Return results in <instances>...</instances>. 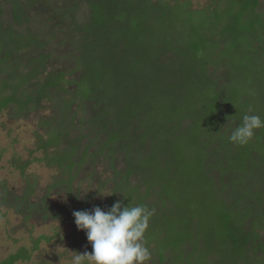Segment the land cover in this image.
I'll use <instances>...</instances> for the list:
<instances>
[{"label": "trees", "instance_id": "obj_1", "mask_svg": "<svg viewBox=\"0 0 264 264\" xmlns=\"http://www.w3.org/2000/svg\"><path fill=\"white\" fill-rule=\"evenodd\" d=\"M61 1L0 2V112L27 116L50 102L53 111L38 115L28 150L41 156L15 160L22 172L32 160L55 166L61 177L46 196L62 189L72 204L33 199L32 185L21 195L3 190L0 204L24 222L74 225L73 211H106L117 201L147 205L155 213L146 245L154 242L160 264H264V128L247 145L229 141L245 114L264 120L259 0H212L200 8L189 0H110L105 14L125 13V1L146 3L149 27L130 33L109 29L123 14L101 27L95 0H84V19L74 1ZM174 28L182 36L171 37ZM108 57V77L123 79L121 103L111 87H97L98 96L92 84L83 89L106 76L100 63ZM72 94L80 97L79 116L70 109ZM30 251L22 247L0 264L26 260Z\"/></svg>", "mask_w": 264, "mask_h": 264}, {"label": "rangeland", "instance_id": "obj_2", "mask_svg": "<svg viewBox=\"0 0 264 264\" xmlns=\"http://www.w3.org/2000/svg\"><path fill=\"white\" fill-rule=\"evenodd\" d=\"M2 0H0L1 2ZM65 1V0H64ZM75 4V10L79 15L80 19H84L83 16H87L89 13V7L86 1L84 0H72ZM110 0H95L94 3L100 8V26L103 27L106 25L107 21L112 19H117L118 16L122 15L125 19L124 22L120 21L113 24V26L118 28H109L115 30L116 32L121 31L122 29L127 32H131L133 28L141 27L146 25V28L149 27L150 19L146 16V3L142 4V8H136L134 2L125 1L124 3V12L116 8L112 13L105 14V10H109L111 4ZM156 1V0H152ZM167 1V0H164ZM170 1V0H169ZM174 1V0H172ZM183 1V0H181ZM191 8H200L204 4H209L212 0H189ZM63 0L60 4H62ZM129 2V3H128ZM260 7L258 11L264 10V0H259ZM101 3V5H100ZM140 6V5H139ZM11 4L8 1L3 2V8L9 11ZM32 12L36 15V10L33 9ZM9 16L8 13L4 14V17ZM168 20V19H166ZM170 22V20H168ZM105 23V24H104ZM171 23V22H170ZM103 25V26H102ZM171 37L182 36V31L178 28L170 30ZM56 40H50L47 43V47H50L51 44ZM54 44V43H53ZM52 44V45H53ZM129 46V43L126 44ZM45 47V49H47ZM39 50V49H38ZM63 61L66 58L62 59ZM107 59L102 60L100 63V71L106 76L100 81L85 80V86L83 89L88 90L89 84L94 86L93 90L96 94L97 87L102 88L107 86V88H112L115 92L118 93V97H115V100L121 103L125 98L123 97V92L121 93L119 87H123V79H110L109 66ZM54 67H60L58 64H54ZM50 67H48L49 69ZM108 73V74H107ZM75 75V74H74ZM72 76V75H71ZM70 77V76H68ZM95 84V85H94ZM113 85V86H111ZM74 86L72 85V88ZM98 96V95H97ZM72 104L70 109L72 112H75L78 116L81 112L80 97L76 94H72ZM112 99V97H110ZM110 99V100H111ZM44 108L39 112H30L27 116H10L8 111L0 112V193H3V190L9 189L12 194L21 195L24 189L28 185H32V195L31 198H42L46 196L44 189L50 185L55 177H61L60 171L55 167L47 166L44 161L32 160L30 165L22 172L17 167L18 157L26 158L28 157L29 151L33 148L34 143V130H37V121L38 115L42 114L44 116H49L53 109L50 106V102H42ZM140 107H145L146 105H139ZM40 157L37 151L30 154L31 158ZM88 166H86V169ZM110 173V172H108ZM76 181H74V185ZM80 186V198L85 197V192L87 189V182L83 181L79 184ZM63 187V186H62ZM9 195V194H8ZM97 196H95L96 198ZM46 201L48 203H56L58 205H70L72 204L70 196L66 194L62 189L57 191V188H54L50 191L49 196H46ZM0 262L8 257L9 254H12L22 247L26 249H31L30 258L26 260H17L14 264H73V257L75 253L83 254L84 252H91L92 248L90 243L87 240L86 234L83 231H77L74 224L69 222H64L63 224L58 220L42 219L39 217L29 218L26 222L23 221L19 216L13 212V210L7 206L0 204ZM44 235L47 240H41L37 248H33V240L40 236ZM159 234L158 237H160ZM146 241L150 238L148 235H145ZM152 257L149 264H160L157 257L158 248L154 249V242L148 245ZM154 249V251H153ZM170 254V252H167ZM162 264H171L169 259L163 260ZM210 264V263H207Z\"/></svg>", "mask_w": 264, "mask_h": 264}, {"label": "clouds", "instance_id": "obj_3", "mask_svg": "<svg viewBox=\"0 0 264 264\" xmlns=\"http://www.w3.org/2000/svg\"><path fill=\"white\" fill-rule=\"evenodd\" d=\"M252 110L249 109V112ZM264 128V120L256 114H245L242 122L231 130L229 141L244 146ZM155 209L147 205H124L117 201L106 211L99 206L91 210L73 211L74 223L84 231L92 251L75 253L73 264H149L152 253L146 245L145 233Z\"/></svg>", "mask_w": 264, "mask_h": 264}]
</instances>
